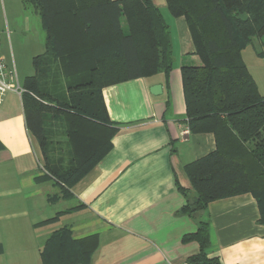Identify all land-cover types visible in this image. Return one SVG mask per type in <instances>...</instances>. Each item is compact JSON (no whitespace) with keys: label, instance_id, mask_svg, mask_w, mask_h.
Here are the masks:
<instances>
[{"label":"crops","instance_id":"obj_1","mask_svg":"<svg viewBox=\"0 0 264 264\" xmlns=\"http://www.w3.org/2000/svg\"><path fill=\"white\" fill-rule=\"evenodd\" d=\"M150 1L169 27L172 70L168 76L104 87L101 102L98 95L92 98L96 118L77 128L72 145L96 154L97 161L68 197L62 198L60 187L44 177L41 151L25 127L21 95L2 97L0 264H44L42 245L61 229L73 241L96 242L90 264H188L199 253L193 235L200 222L208 223L209 258L219 264H264V225L258 223L251 194L211 202L195 217L182 212L195 197L185 166L214 152L215 139L208 133L181 139L187 124L181 68L196 64L193 43L185 20L169 14L166 0ZM121 30L127 34L123 20ZM257 41L263 62L264 37ZM242 58L246 65L243 53ZM260 69L247 67L264 98L257 83ZM155 85L161 86L160 95L150 94ZM102 103L117 128L111 141ZM57 125L54 121L51 134L56 151L66 141ZM52 196L58 199L49 202Z\"/></svg>","mask_w":264,"mask_h":264},{"label":"trees","instance_id":"obj_2","mask_svg":"<svg viewBox=\"0 0 264 264\" xmlns=\"http://www.w3.org/2000/svg\"><path fill=\"white\" fill-rule=\"evenodd\" d=\"M21 3L38 15L45 49L33 58L34 75L23 84L25 127L41 151L44 177L52 179L66 198L97 161L96 154L72 145L77 128L96 118L92 98L100 99L101 90L110 85L168 76L173 66L169 27L150 0ZM166 3L172 17L185 20L194 48L191 57L196 64L181 68L186 123L191 134H212L216 146L185 166L195 197L187 200L182 212L195 217L211 202L251 194L260 214L258 223L264 225V98L242 58L253 40L264 37V0ZM101 113L111 141L117 128L108 121L103 103ZM46 119L57 122L66 140L58 143V151ZM57 199L52 196L49 202ZM193 237L199 253L188 264H219L207 255V222L199 223ZM95 243L73 241L61 229L43 243L41 257L44 264H90Z\"/></svg>","mask_w":264,"mask_h":264},{"label":"rangeland","instance_id":"obj_3","mask_svg":"<svg viewBox=\"0 0 264 264\" xmlns=\"http://www.w3.org/2000/svg\"><path fill=\"white\" fill-rule=\"evenodd\" d=\"M257 42L253 40V44L242 52L248 68H264V60L261 61L262 57L256 50ZM43 52V33L38 15L25 7L21 0H0V55L8 67L14 66L21 87L34 72L33 58ZM257 79L264 97V69L259 70ZM46 125L52 134L53 124L50 120L46 119Z\"/></svg>","mask_w":264,"mask_h":264},{"label":"built area","instance_id":"obj_4","mask_svg":"<svg viewBox=\"0 0 264 264\" xmlns=\"http://www.w3.org/2000/svg\"><path fill=\"white\" fill-rule=\"evenodd\" d=\"M14 92L18 95H21L24 90L19 86L15 74V70L13 67H8L2 56L0 55V103L2 97L8 93ZM191 135L190 129L186 124L181 131V139L182 141H187L189 136ZM44 171V169L42 168Z\"/></svg>","mask_w":264,"mask_h":264},{"label":"water","instance_id":"obj_5","mask_svg":"<svg viewBox=\"0 0 264 264\" xmlns=\"http://www.w3.org/2000/svg\"><path fill=\"white\" fill-rule=\"evenodd\" d=\"M150 94L151 95H160L161 94V86L160 85H155V86H152L149 90Z\"/></svg>","mask_w":264,"mask_h":264}]
</instances>
